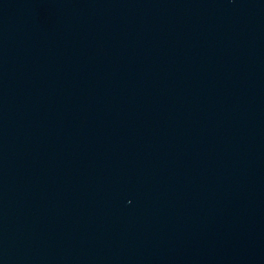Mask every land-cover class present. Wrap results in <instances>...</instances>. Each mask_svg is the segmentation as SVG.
<instances>
[{"label":"water","instance_id":"95a60500","mask_svg":"<svg viewBox=\"0 0 264 264\" xmlns=\"http://www.w3.org/2000/svg\"><path fill=\"white\" fill-rule=\"evenodd\" d=\"M0 264H264V0H0Z\"/></svg>","mask_w":264,"mask_h":264}]
</instances>
